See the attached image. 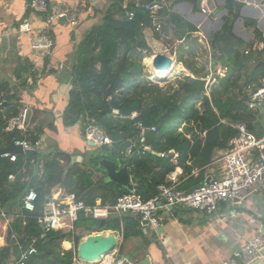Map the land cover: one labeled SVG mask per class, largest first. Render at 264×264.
<instances>
[{
    "label": "trees",
    "instance_id": "1",
    "mask_svg": "<svg viewBox=\"0 0 264 264\" xmlns=\"http://www.w3.org/2000/svg\"><path fill=\"white\" fill-rule=\"evenodd\" d=\"M124 1L113 0L102 21L92 27L78 44L63 123L73 126L81 121L84 133L89 123L101 127L112 139L108 146L113 149L108 154L112 158L118 152L125 156L124 144L131 142L127 163L136 191L144 199L155 196L158 185L166 182L167 176L177 167L183 170L181 188L192 189L205 181L206 168L216 150L229 148L231 139L238 132L235 124H253L261 114L260 110L255 111L247 104L244 88L249 84L259 86L264 77V47L260 51L251 49L248 54L239 50L238 46L244 42L235 36L233 26L243 5L228 0L226 7L230 16L225 18L223 28L214 33L210 41L214 57L227 67L226 76H218L206 87V75L194 70L196 77L184 76L179 79L177 89L163 92L158 85L141 81L144 70L142 60L151 56L142 52L150 49L142 40V23H148V15L134 4L125 7ZM129 11L136 12L132 20L128 18ZM164 12L165 9H162L161 14ZM173 20L179 21L176 17ZM256 23L252 19L245 21L247 26ZM255 38L257 42L264 43L263 33L258 28L255 29ZM31 68L33 66L29 62L17 66L14 76L19 84L14 87L8 80L0 83V147L9 146L24 136L19 131L5 132L4 127L10 117L18 114L19 91L28 86L30 76L32 87L37 85L39 73ZM243 74L246 75L244 85L238 86ZM149 88H152L150 93H155L152 97L146 96ZM114 110H118L119 114L115 115ZM136 113L138 115L134 116ZM138 122L149 128L145 130L143 154L137 153L142 148ZM41 127H38L37 134L30 136L32 144L40 139L44 131ZM151 127L156 130H150ZM50 128L57 131L54 123L50 124ZM260 128L254 127L252 131L263 136V129ZM173 152L179 154L177 163L172 161ZM161 153H166V157H161ZM43 157L44 173L38 177L37 165H33L31 160L40 162ZM70 161L71 154L59 148L47 153L29 149L26 153H18L15 162L0 158V207L10 210L14 205L20 207L23 196L30 190L38 193L35 216L52 191L59 187L63 195L74 193L89 206H94L99 199L103 204H115L119 196L130 192L114 182H106L102 186L101 180L95 179L97 173L102 172L98 166L85 167L83 163H76L65 174ZM197 169L199 172L195 176ZM11 174L16 175L13 181H9ZM98 222L82 213L75 228L97 230ZM40 227L34 217L28 219L26 226H23L22 218L15 220L8 230V245L3 248L0 264H7L11 250L17 249L11 238L13 232L35 234ZM103 229L123 231L122 252L130 238L138 235L146 238L140 218L131 214L110 217ZM75 230L52 231L40 244V264H71L73 251L63 250L61 242L74 241L78 246L81 236L75 234ZM64 247L70 248L66 244Z\"/></svg>",
    "mask_w": 264,
    "mask_h": 264
},
{
    "label": "crops",
    "instance_id": "2",
    "mask_svg": "<svg viewBox=\"0 0 264 264\" xmlns=\"http://www.w3.org/2000/svg\"><path fill=\"white\" fill-rule=\"evenodd\" d=\"M147 1L150 0H125L124 6L127 7L128 4H134L139 7ZM227 1L166 0L167 8L162 15V31L157 32L150 27V18L147 14L148 23L146 21V26L142 28V40L150 49L153 48L151 53H163L173 58L172 70L176 67L181 68L177 70L181 73L175 75L196 77L194 70H197L198 66L203 63L201 56L203 54L209 65V70L206 69L204 72L206 80L212 75L215 76V79L218 76L223 78L226 76L227 67L222 61L214 57L215 53L210 41L214 33L223 28L225 18L230 16L226 7ZM233 1L243 5L240 16L235 20L233 26L235 36L244 42L238 46L239 50L246 54L251 49L260 51L264 47V43L257 42L255 29L258 28L264 36V0ZM112 2L113 0H49V9L60 6L64 9L75 11L76 24L72 25L66 19L54 25L50 31L54 46L48 54L33 50L30 45L29 35L18 33L19 24L25 17L31 18L35 26L41 25L45 17L33 14L32 9L28 6V0H0V69L6 71L11 68V75L16 79L14 71L17 66L23 64V62H29L33 66L31 70L39 73L37 85L31 90L32 95L28 94L30 87H25L24 91L26 94L24 97H26V101L22 102H27L26 104L31 105L33 134H37L38 127L40 128L43 125L41 128L44 131L41 136L43 135L42 147L44 150H41L47 153L59 148L71 154V157L82 156L83 159L78 163L85 164V167H99V161L93 162L89 153L85 152L86 148L92 149L89 152L97 155H108L109 151L102 149L101 151H96L97 148L101 147H92L88 145V142L86 148H84V145L81 146L80 143L77 144L76 140L78 138L79 140L85 139L82 123L65 126L63 114L69 104V90L73 80L77 46L85 34L102 21ZM204 7L209 9L207 13L202 11ZM174 17L179 21H174ZM246 19L255 20L257 23L254 26H247L245 24ZM201 48L205 50V54L201 53ZM150 55L152 56V54ZM189 57L193 58L195 62L187 64L186 60ZM51 70H54V72H51ZM245 80L246 75H241L238 86L244 85ZM28 81L31 84L33 83L31 76ZM19 108H22L21 105H19ZM36 109L43 110L42 113L44 115L46 113L49 119L39 122L40 119L38 120L34 113ZM261 116L262 113L259 114L258 119ZM51 123H54L57 131L50 128ZM70 127L72 130L69 131L71 133L69 136V132H65V129H70ZM69 137L72 138L70 142L68 141ZM51 140L55 144L47 143V141L51 142ZM70 144L72 146L70 148L71 151L66 149ZM124 147L127 153L129 147L125 146V144ZM143 148L140 149V154L144 153ZM147 148L150 150V147ZM216 152L211 164L206 168V176L212 175L216 170L213 162L222 150H216ZM126 153H123L126 156V161L124 162L128 165L130 173L131 168L127 163L128 155ZM178 159L179 154L177 158L172 157L174 163H177ZM40 162L44 164L45 157L41 158ZM179 168L177 167L173 173L169 174L164 183H169L176 175L182 178L183 170L181 169L182 172H179ZM40 170V168L36 169L38 177L43 176ZM198 172L199 169L195 170V176L198 175ZM97 178L101 180V185L108 182L102 172L97 173L95 179L98 180ZM132 182L135 184L133 178ZM122 188L125 189L123 186ZM62 192V188L59 187L54 189L52 194ZM99 201L101 200H97V202ZM13 209H16L15 205ZM234 209L236 214L231 215V213L229 214V211H231L230 207H222L223 211L221 214H229L226 218H222L223 215L221 214L203 215L196 211L180 209L178 211L179 221H168L161 233H158L159 229L155 230L149 226L144 229L141 225L146 238L143 235H138L128 240L130 241L128 246L131 253L130 258L135 263L148 258L149 264H223L224 260L234 258V253L239 251L249 240L260 234L264 235V191L239 203ZM3 223L6 234L5 236L0 235V243L4 244L2 246H7L8 230L11 223L6 221ZM106 231L112 232V230ZM65 242L71 244L69 249L64 247ZM61 247L73 252L75 250L73 241L64 240L61 242ZM13 251L16 252V249L13 248L11 253ZM122 254L125 255L124 252ZM259 264H264V257Z\"/></svg>",
    "mask_w": 264,
    "mask_h": 264
},
{
    "label": "built area",
    "instance_id": "3",
    "mask_svg": "<svg viewBox=\"0 0 264 264\" xmlns=\"http://www.w3.org/2000/svg\"><path fill=\"white\" fill-rule=\"evenodd\" d=\"M28 6L32 9L33 14H36L35 11H43L42 17L45 19L43 18L41 25L35 26L31 18L25 17L19 24L18 33L29 35L33 50L49 54L54 46L50 31L61 20L67 19L70 24L75 25L76 12L60 6L49 9V0H32ZM139 7L149 15L150 27L161 32L163 29L161 10L167 8L166 0L147 1ZM202 11L207 13L209 9L204 7ZM135 13V11H129L128 18L132 20ZM142 26H146L144 22ZM215 80V76L209 77L206 87ZM244 90L247 93L246 101L249 107L261 112L264 108V77L259 86L249 84ZM28 112L27 107L20 108L18 114L10 117L4 127L5 132L19 131L23 133V138H17L13 143L21 146L24 153L27 152V149L39 150L43 148V135L34 144L30 141L34 127L31 123L32 115L28 118ZM114 114L118 115L119 111L114 110ZM136 125L140 129L139 142L142 147H145V130L149 128L142 122H138ZM235 127L238 132L231 139L229 148L222 150L213 162L215 167L220 164L218 170L216 168L219 178L214 177L216 173L214 172L212 175L206 176L203 183L192 189L181 188L183 180L179 175H176L173 177L172 183L158 185V193L149 199H144L136 191V186L132 191L119 196L115 204H103L99 201L94 206L87 205L74 193L66 195L54 193L48 196L47 202L39 214L35 216L38 210V193L35 190H30L23 196L21 206L16 205L15 210L0 207V220L12 224L15 220L22 218L23 226H26L28 219L34 217L41 226L40 231L35 234L12 233L11 238L17 249L16 252L11 253L7 264H40L41 242L45 241L52 231L71 232L75 230V224L82 213L96 220H107L113 215L122 217V215L131 214L140 218L142 226L144 225L143 222L147 221V227L151 226L155 230L165 225L166 221H179L177 211L180 209L196 211L203 215L221 214L223 211L221 203L225 202L226 207L231 209L229 214L235 215L234 208L236 205L264 191V135H256L246 123L235 124ZM150 130L155 131L156 129L151 127ZM84 138L86 142L94 143L96 147L112 143L110 136L101 127L93 123L87 125ZM131 148L132 143L127 150V155H130ZM137 153L140 154V150ZM173 153V158H177L178 154ZM160 156L164 158L166 153H161ZM0 158H8L15 162L18 160V153L4 152L0 154ZM31 163L37 165L43 175V164L36 159H32ZM179 172H182L181 168H179ZM15 178L16 175L11 174L9 181H13ZM208 178L211 180L207 181ZM101 211H108L109 213L107 212L104 217H101L102 215L99 213ZM229 214L221 215H223L222 218H226ZM110 234L116 236L118 246L106 255H102L100 262L97 263L134 264L135 262L131 258L122 254L123 231L112 230ZM263 257L264 235L260 234L245 243L239 251H236L234 258L224 260L223 264H255L257 261H261ZM71 264H89V262L81 259L77 249H75Z\"/></svg>",
    "mask_w": 264,
    "mask_h": 264
},
{
    "label": "water",
    "instance_id": "4",
    "mask_svg": "<svg viewBox=\"0 0 264 264\" xmlns=\"http://www.w3.org/2000/svg\"><path fill=\"white\" fill-rule=\"evenodd\" d=\"M153 1V0H150ZM37 15H43V11H35ZM154 67L161 72H170L172 70L173 66V58L167 54L159 53L154 55L153 60ZM262 116L260 119H258L255 123L249 124V129L252 130L254 127L259 125H264V108L261 110ZM31 117V111L28 112V118ZM130 142H126L125 146H130ZM88 145L95 147L96 145L94 143L88 142ZM101 149L106 151L108 150L107 145H102ZM29 150V149H27ZM4 152H12V153H23V148L21 146H17L14 143H11L8 147L0 148V154ZM101 157L105 158L109 157L106 154H100ZM83 159L82 156H72L70 163L67 165L65 169V174L68 173V171L74 166V164L78 163ZM99 168L101 169L102 173L105 174V177L108 179L110 178V181L108 182H114L116 184H119L123 186L128 191H132L135 188V184L132 182V176L129 173L128 174V165L123 162L122 159H119L117 161H112L110 159H106V161L98 162ZM211 178H208L207 181H210ZM169 183H172V181H169ZM104 185V183H102ZM222 207H226V203H221ZM168 221L165 222V224ZM106 220L102 219L99 220L98 224L100 226L105 225ZM147 221L143 222V228L147 229ZM164 225H162L158 233H161V231L164 229ZM89 239L85 240L83 239L81 243L79 244L77 251L78 255L81 259L91 262V253L97 252L99 254V258L97 262H100L101 256L106 255L109 251L116 248L118 246L117 238L115 235L112 234H105L103 232H98L96 234H91L89 236ZM95 262V263H97ZM261 261H257L255 264H259ZM134 264H149V259L145 258L140 262L134 263Z\"/></svg>",
    "mask_w": 264,
    "mask_h": 264
},
{
    "label": "rangeland",
    "instance_id": "5",
    "mask_svg": "<svg viewBox=\"0 0 264 264\" xmlns=\"http://www.w3.org/2000/svg\"><path fill=\"white\" fill-rule=\"evenodd\" d=\"M153 50V48L152 49H149V50H142V52L143 53H145V54H152L153 56L154 55H156V54H154V53H151V52H153L152 51ZM182 50V49H181ZM200 50H202L201 51V53L203 52L204 53V49L203 48H201ZM205 54V53H204ZM202 56V59H203V63L202 64H200L199 66H198V68H197V70L200 72V74H204V72L206 71V69L207 70H209V65H208V63L206 62V57L202 54L201 55ZM149 58V57H148ZM188 60H186L187 62V64H190V63H194L195 61H194V59L193 58H191V57H189V58H187ZM142 64L144 65V70H143V74H142V78H141V81H142V83H152V84H154V85H158L162 90H163V92L164 91H166V92H170V91H173L174 89H177L178 87H179V85H180V82H178L179 81V79H182L184 76L183 75H181V76H178V75H175V74H179V73H181L180 71H174V72H172V78L171 79H169V80H167V81H160V80H156L154 77H153V74L151 75V73L149 72V67H148V65H147V60L144 58L143 60H142ZM148 67V68H147ZM204 69V70H203ZM1 71H0V83L2 82V81H5V80H8V81H10L11 82V85L14 87V85H18L19 84V81L18 80H16V79H14L13 77H12V73H11V68L9 69V70H2V69H0ZM168 74V73H167ZM206 79V78H205ZM207 83V82H206ZM213 82H211V84H212ZM210 84V85H211ZM207 85V84H206ZM11 86V87H12ZM28 87H30L29 88V91H28V94H30V96L32 95L31 94V90H32V84L30 83V81H28ZM151 90H152V88L150 89H148V91L149 92H147L146 93V96L147 97H149V95H150V97H152V95H155V93L153 94V93H150L151 92ZM25 91H24V89H21L20 91H19V96L18 97H20L19 98V103H18V105H21V107H27L28 109H29V111H32V109H31V105L29 106L28 104H26L27 102H22V101H26V97H24L25 96ZM27 101H28V99H27ZM20 109V108H19ZM43 112V110L41 111V110H35V116L36 117H38V120L40 119V121L39 122H41V121H45L46 119H49V117H47L48 115H46V113H45V115L42 113ZM117 115V114H116ZM136 115H138L137 113L136 114H134V116H136ZM47 117V118H46ZM81 122V121H80ZM82 123V122H81ZM259 127H262V128H260V129H263V132H262V135H264V126H262V125H259V126H256V128H259ZM81 127L79 126V129H80ZM72 130V128L70 127V129H65V132H69V131H71ZM81 130V129H80ZM258 132V131H257ZM69 136L71 135V133L69 132V134H68ZM85 135V134H84ZM49 139H50V137H49ZM48 139V140H49ZM68 141L70 142V141H72V138L71 137H69V139H68ZM47 143H54L55 144V142L53 141V140H51V142H49V141H47ZM63 143V142H62ZM76 143L78 144V143H80L81 144V146L82 145H84V148H86V146H88L87 145V142H86V140L85 139H81V140H79V138L76 140ZM62 146H63V144H61ZM90 147V146H89ZM88 147V148H89ZM70 148H72V146H71V144H70V146L69 147H67L66 149L67 150H70ZM44 150V148H40V150ZM41 150V151H42ZM88 150V151H87ZM90 150H92V149H85V152L88 154L89 153V155H90V157H92V159H93V162H98V161H100V162H103V161H106V159L108 160V159H110V160H112V161H117V160H119V159H122L123 160V162L124 161H126V157L125 156H121L120 155V153L118 152V153H116V155H113L114 157L112 158V157H106V159L105 158H103V157H101L100 155H97V154H94L93 152H89ZM71 151V150H70ZM96 151H101V148H97L96 149ZM107 152L109 151V153H112L113 152V149H111V148H109L108 150H106ZM43 152V151H42ZM217 153V152H216ZM220 164H218L217 165V170H218V166H219ZM215 172H216V170H215ZM130 173H131V171H130ZM128 174H129V171H128ZM214 177L215 178H219V175H218V172H216L215 173V175H214ZM98 179V178H97ZM99 180V179H98ZM106 181H110V178H106ZM114 216V215H113ZM113 216H111V217H113ZM102 219H100V221H101ZM106 220V219H105ZM5 221V220H4ZM3 220L2 221H0V235H4L5 236V234H6V232H4V222ZM149 227H151V226H149ZM104 228V225L103 226H100V224H98V228H97V230H92V231H90V230H86L85 228H77L76 230H75V234H77V235H80L81 236V239H80V241H79V244L81 243V241L85 238V237H87V236H89V235H91V234H96V233H98V232H104V231H106V230H104L103 229ZM7 236V235H6ZM7 238V237H6ZM8 239V238H7ZM0 241H1V239H0ZM74 242V241H73ZM129 243H130V241H128V242H126V244H125V246H124V253H125V255L126 256H129V258L131 257V253H130V251H129V249H128V246H129ZM64 244H66L67 246H71V244L70 243H68V242H65ZM79 244H78V246H79ZM2 245H4V244H1L0 243V256H3L4 254H3V248L6 246H2ZM74 245H75V249H77L78 248V246L74 243ZM63 249V248H62ZM68 249V248H67ZM63 250H65V249H63ZM7 262L6 263H8V260H6Z\"/></svg>",
    "mask_w": 264,
    "mask_h": 264
},
{
    "label": "bare ground",
    "instance_id": "6",
    "mask_svg": "<svg viewBox=\"0 0 264 264\" xmlns=\"http://www.w3.org/2000/svg\"><path fill=\"white\" fill-rule=\"evenodd\" d=\"M153 60H154V56H150L148 59H147V65L149 67V70L151 72V75L153 74V77L156 79V80H160V81H167L169 79L172 78V72L176 71V70H180L181 68L180 67H176L174 70H171L170 72H161V71H158L155 67H154V64H153ZM173 69V67H172ZM168 73V74H167ZM108 211H101L99 213H101V215L104 217L106 215ZM109 213V212H108ZM105 234H110L111 232L110 231H106L104 232ZM85 240L89 239V237H85L84 238ZM71 247V246H70ZM98 258H99V254L97 252H92L91 253V262H89V264H93L95 262L98 261ZM96 264H100V263H96Z\"/></svg>",
    "mask_w": 264,
    "mask_h": 264
}]
</instances>
